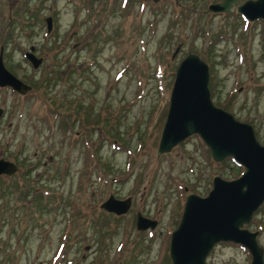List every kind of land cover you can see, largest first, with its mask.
<instances>
[{
	"label": "rangeland",
	"instance_id": "374dc122",
	"mask_svg": "<svg viewBox=\"0 0 264 264\" xmlns=\"http://www.w3.org/2000/svg\"><path fill=\"white\" fill-rule=\"evenodd\" d=\"M216 1L0 0L3 65L30 87H0V158L17 166L0 175V264H170L186 194L205 196L212 176L242 171L214 162L196 134L156 155L186 53L207 64L213 105L264 143V23L235 11L244 0L206 11ZM109 196L128 198L126 212L103 210ZM136 213L154 227L136 229ZM243 227L257 231L264 257V202ZM206 261L249 264L250 255L219 242Z\"/></svg>",
	"mask_w": 264,
	"mask_h": 264
},
{
	"label": "water",
	"instance_id": "95a60500",
	"mask_svg": "<svg viewBox=\"0 0 264 264\" xmlns=\"http://www.w3.org/2000/svg\"><path fill=\"white\" fill-rule=\"evenodd\" d=\"M235 2L237 0L209 3L206 10L222 13ZM235 11L247 21L259 19L264 23V0H244L235 6ZM44 20L48 31L51 19L46 17ZM178 49L179 45L171 56ZM1 50L0 87L8 86L18 94H26L30 87L6 70ZM32 50L30 46L24 57L35 68L41 60ZM192 134L200 138L214 162L230 157L242 171L232 179L212 176L211 187L205 196L186 194L180 218L169 234L170 264H209L205 258L213 245L227 241L247 249L249 264H264L263 249L255 238L257 231L243 227L264 201V143L256 140L250 124L213 105L207 64L195 53L188 52L174 70L156 155L169 152ZM16 171L13 162L0 158V175L9 176ZM99 206L105 211L121 214L129 207V199L116 200L109 196ZM154 225L155 221L136 213V229H152Z\"/></svg>",
	"mask_w": 264,
	"mask_h": 264
},
{
	"label": "trees",
	"instance_id": "16d2710c",
	"mask_svg": "<svg viewBox=\"0 0 264 264\" xmlns=\"http://www.w3.org/2000/svg\"><path fill=\"white\" fill-rule=\"evenodd\" d=\"M8 35H9V32L6 33V36H5V37H7ZM7 42H8V40H7V39L5 40V38H4V40H3V42H2V48H3V49L6 48V44H7Z\"/></svg>",
	"mask_w": 264,
	"mask_h": 264
}]
</instances>
